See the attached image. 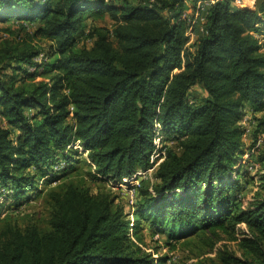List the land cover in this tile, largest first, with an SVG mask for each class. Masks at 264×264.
Returning <instances> with one entry per match:
<instances>
[{
  "label": "trees",
  "instance_id": "16d2710c",
  "mask_svg": "<svg viewBox=\"0 0 264 264\" xmlns=\"http://www.w3.org/2000/svg\"><path fill=\"white\" fill-rule=\"evenodd\" d=\"M198 2L0 0V210L15 213L0 211V264L170 261L148 250L146 230L167 234L171 252L189 237L210 250L233 242L209 264H264V155L255 174L240 166L264 138V0ZM106 15L110 25H88ZM163 135L176 146L135 187L131 212L111 188L88 186L150 170ZM78 143L93 170L74 177ZM256 178L246 204L241 189ZM42 194L48 228L20 224Z\"/></svg>",
  "mask_w": 264,
  "mask_h": 264
},
{
  "label": "rangeland",
  "instance_id": "374dc122",
  "mask_svg": "<svg viewBox=\"0 0 264 264\" xmlns=\"http://www.w3.org/2000/svg\"><path fill=\"white\" fill-rule=\"evenodd\" d=\"M109 3L113 0H107ZM257 4L260 5L262 0H256ZM189 2V0H188ZM98 23V24H108L110 25V19L106 15L105 19L102 21L99 20L97 22L94 21V19H90L88 21V25ZM9 37L7 33L4 31H0V42L2 41L3 38ZM195 39V36L191 39L193 41ZM38 41V40H36ZM35 43V41H34ZM41 46L48 47V42H42L40 41ZM90 45V43H89ZM12 75V71H9ZM203 94V91L199 88L196 87L194 91V96L201 97ZM263 113H257L255 114L256 117L262 115ZM253 112L251 109H246L245 114L241 118V123L245 125L248 129H250V133L253 129V126L255 122L251 123V118H252ZM244 141L246 143V150L247 148L251 145L252 140L250 135H247L244 137ZM158 147L155 151V154L153 156L154 160V166L148 170V171H139L137 175H135L132 180H123L122 183H118L113 186L112 181L108 180H95V181H90L88 180V186L92 188V191L94 193H97L98 187L99 186H106L108 189H112L113 193L118 197L116 203L122 205L125 207L127 212H131L133 209V205L136 201V186H139V183L141 179L152 177V181H154V173L163 160L162 158V151L165 146L168 147H175L176 142L171 139L170 136H161L160 140H157ZM76 147L79 148L80 152L78 153L80 155L81 162L76 166V170L72 171L71 174L75 177L77 175H85L91 169L93 170V166H91L88 156L85 152H83L82 147L80 148L78 144H76ZM258 150L253 151L254 156L249 157L244 155V159L247 158L248 161H255L257 163V159L259 158L260 155H264V139L261 140L260 143H257ZM260 154V155H259ZM258 164V163H257ZM249 166V164H248ZM260 165L258 164L257 167ZM258 170V169H257ZM256 171L252 170L251 173L255 174ZM130 181V182H129ZM52 186L55 185L51 184ZM51 185H40V189L46 190L49 188ZM246 185V186H245ZM245 188L242 187L241 189V195L245 196V203L248 204L249 201L252 200L254 194L257 191H260L259 187V181L256 178L255 182L250 183V184H244ZM261 194L264 195V191H261ZM44 196H39L36 199H33V201L30 204H27L26 206H23L22 208V214L17 215L19 219L20 224H27L32 220L37 219L38 224L41 226L43 229H47V217H48V212L46 208V202L44 201ZM1 215L5 216L6 214H15L14 212L11 211H6L5 208L1 209ZM130 219L133 220L132 215L130 216ZM209 236V235H208ZM145 237H146V247L148 248L149 251H152L153 253H156V258L160 259V257H165L169 256L171 257L170 261L164 262V264H209L212 259H216L217 256V251L216 249H219L222 245H229L230 247L233 246V242L224 240L221 242H217V244H214L215 248L213 250H210V248L205 247V244L209 241L208 239H201L198 237H189L187 239L180 240L179 242H173V245H175V249L169 250L166 248V240L168 235L167 234H160V233H155L151 230H146L145 231ZM215 243V240H214Z\"/></svg>",
  "mask_w": 264,
  "mask_h": 264
},
{
  "label": "built area",
  "instance_id": "2783aa9c",
  "mask_svg": "<svg viewBox=\"0 0 264 264\" xmlns=\"http://www.w3.org/2000/svg\"><path fill=\"white\" fill-rule=\"evenodd\" d=\"M214 1H215V0H199V2H198V10H199V9H204V6H205V5H208V4H210V3H213ZM233 3H234V5H236L237 7L254 9V8H255L256 0H233ZM190 12H191V10H190L188 13H190ZM199 16H200V13H199V11H198V12L196 13V19H197ZM201 21H204V20L201 19ZM189 36L191 37V39L195 36L191 30H190V32H189ZM257 37L259 38L260 43L262 44L263 49H264V31H263L262 33H259ZM44 60H45V59H44L43 56H40L39 58L36 59L37 63H39V64H41L42 61H44ZM36 68H37V66H36V67L34 66V67L30 68V70L33 72V71L36 70ZM244 126H245V125H244ZM245 127H246V126H245ZM159 128H160V126L157 125V129H159ZM249 134H250V129H248V128L246 127V133L244 134V137L247 136V135H249ZM262 139H264V138H262ZM262 139H261V140H262ZM157 140H160V136L155 140V144H156V146L158 147ZM261 140H260L258 143H260ZM78 145H79V143H78ZM256 146H257V145H256ZM79 147L81 148L80 145H79ZM255 150H258V148L256 147V148L253 149L252 151L247 152L246 154H248L249 156L246 155V154H244V155L248 156L247 158H249V157H253V156H254L253 151H255ZM154 154H155V153H154ZM161 154L164 155V154H165V151L163 150ZM153 156H154V155H153ZM247 158L244 159V156H243V158H242L241 161H240V166H244V167H245L246 169H248L250 172H251L252 170L256 171V170L258 169V167H257L258 164H257L255 161H252V162H251V161H248ZM248 164H249V166H248ZM234 176H236V175H234ZM134 178H135V177H134ZM124 180L126 181V180H130V179L124 178ZM131 180H132V178H131ZM129 182H130V181H129Z\"/></svg>",
  "mask_w": 264,
  "mask_h": 264
}]
</instances>
